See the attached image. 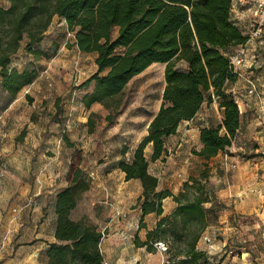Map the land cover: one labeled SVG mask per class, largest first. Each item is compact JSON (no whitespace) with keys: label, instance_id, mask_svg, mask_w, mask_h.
Masks as SVG:
<instances>
[{"label":"trees","instance_id":"16d2710c","mask_svg":"<svg viewBox=\"0 0 264 264\" xmlns=\"http://www.w3.org/2000/svg\"><path fill=\"white\" fill-rule=\"evenodd\" d=\"M0 92L5 105L31 85L37 73L10 66L11 58L25 41L24 51L34 59L44 57L39 48L54 18L63 21L73 35L68 49L93 54L95 73L81 87L91 92L81 99L89 109L99 104L108 111L106 121L120 109V98L129 82L153 64L164 65L161 106L148 124L146 135L128 161L116 168L124 180H137L141 193L135 208L141 213L138 229H146L144 217L154 214L155 227L136 248L155 253L156 243H166L163 264H208L209 257L197 245L215 218L217 206L207 188L209 168L204 164L197 177H189L177 195L158 191V178L148 172L145 149L150 146V162H165L167 140L182 122L192 121L204 103L217 104L221 114L199 129V148L191 154L208 161L230 148L240 129V112L230 86L237 74L229 65L232 50L247 41L230 20L232 0H0ZM54 48H57L55 45ZM120 51V52H118ZM183 62L185 71L176 69ZM3 103V101H2ZM58 100L56 101L57 106ZM1 109V110H2ZM92 130V121H87ZM23 129L15 138L20 142ZM67 147L73 145L67 142ZM127 149L121 150L125 156ZM76 155L65 178L66 187L55 195L54 239L45 253L46 264H102L99 244L103 233L86 221H73L71 213L90 189L91 178L80 168ZM171 198L176 207L162 216V202ZM209 205V208H204Z\"/></svg>","mask_w":264,"mask_h":264},{"label":"rangeland","instance_id":"374dc122","mask_svg":"<svg viewBox=\"0 0 264 264\" xmlns=\"http://www.w3.org/2000/svg\"><path fill=\"white\" fill-rule=\"evenodd\" d=\"M0 5L7 6L4 2H0ZM246 16L237 19L234 15V20L244 27L242 30L248 35L253 32L254 26L251 16ZM71 41L73 35L54 18L39 45L44 57L34 59L28 55L24 51V41L17 54L11 58V67L18 71L26 67L32 68L37 76L34 84L26 87L19 95L24 103L19 101L5 117L6 132L0 136V146L5 149L2 151L5 155L0 156V208H53L55 194L64 185L69 165L76 155L81 158L80 168L88 176L113 172L114 177L105 183L113 186L114 196L118 191L114 185L122 183L116 168L118 161L130 159L136 143L146 135L149 122L161 106L165 66L153 64L129 82L120 98L121 107L112 116L111 121H106L107 115H112L111 111L99 104L86 109L81 99L91 92L92 84L85 88L81 85L96 71L95 55L68 49L66 44ZM55 45L57 48H54ZM252 57L254 63L251 66L257 62L264 64V30L260 37L251 41L245 65L236 70L237 75L245 70L249 71ZM176 69L185 71V63H176ZM25 96L29 99L26 100ZM4 103L0 92V109L4 107ZM207 117H211L214 122L219 121L214 103H204L197 120L187 126L182 124L176 136L169 139L165 162L154 164L150 162L151 149L144 152L150 165V174L160 180L162 188L170 183L174 185L175 179L185 178L187 173L192 177L198 176L203 163H198V159L191 154L193 149L198 148L194 126L195 122ZM88 120L93 123L91 131ZM21 129L27 131V136L16 142L15 138ZM26 140L27 144L24 143ZM67 142L73 147H67ZM11 143L15 145L13 149ZM123 148L127 149L125 156H121ZM229 149L223 152L225 159H213L206 163L211 176L215 174L217 178H222L223 174L230 175L229 168L225 171V165H229V158L233 157V151ZM4 167L10 169V175L4 173H8ZM12 175L17 179L14 180ZM206 185L211 192L221 187L219 183L211 184L209 179ZM134 191L131 187V197ZM98 196L94 195L98 203L91 208H113L111 204L114 200L109 202L110 194L103 199ZM81 199L78 208H85ZM214 201L217 206L215 218L210 217V226L197 246L198 250L204 251L211 259L208 264H222L221 259L230 254L240 255L248 252L252 257L263 255L264 227L260 221L256 217L239 216L235 217L236 222L232 223V207L218 203L215 197ZM125 204V208H135L132 198ZM164 208H168V205L165 204ZM204 208H209V205ZM75 213H78V210ZM164 244L167 247V244ZM156 253L160 254L157 250ZM160 256L163 264L167 257L165 253ZM251 263L255 264L256 261Z\"/></svg>","mask_w":264,"mask_h":264},{"label":"crops","instance_id":"0c3cea01","mask_svg":"<svg viewBox=\"0 0 264 264\" xmlns=\"http://www.w3.org/2000/svg\"><path fill=\"white\" fill-rule=\"evenodd\" d=\"M234 15L237 19L246 15L249 16L239 9L232 11V19H234ZM60 23L64 25L63 21H60ZM12 68L14 67L12 66ZM248 70L238 73L236 81L230 86L231 93L238 101L241 117L240 129L229 149L233 151V157L229 158V165H225V171H228L229 168L231 173L230 175L223 174L222 178H217L215 174L211 176L209 173L211 176L209 180L211 184H214V182L221 184V187L217 190L214 189L212 193L218 203L232 207L233 214L230 216V222H236L235 217L239 218V216L240 218L256 217L261 226L264 227V64L257 62ZM34 81L27 87L32 86ZM21 91L4 109H0V136H3V133L6 132L4 125L7 123L5 122L7 113L12 111L19 101L24 103L22 96H19ZM25 99H29L28 96H25ZM213 103L217 109L216 102ZM217 112L220 120L221 114L218 109ZM30 115L31 113L29 118ZM198 115L199 113L192 121L182 122L174 136H176L182 124L187 126L193 123L197 120ZM211 121L212 118L207 117L195 122L194 128L197 140L199 129L207 126ZM26 136L27 131L24 139ZM24 143L27 144V140ZM11 146L13 149L15 147L14 143H11ZM199 146L198 142V148ZM147 149H150V146L146 147L145 151ZM4 150L0 146V156L5 155V152H2ZM150 155L151 151L149 152ZM194 158L198 159V163L204 165L213 159L217 161L225 159L226 155L220 152L208 161L195 156ZM153 163L157 164L161 161ZM4 170L8 171V173L4 172L6 175L11 174L10 169L7 170V167H4ZM118 172V178L122 183L118 186L114 185L118 189L117 194L114 196H112L113 186L105 183L114 177L113 172H107L101 176H90L89 174L91 178L90 189L83 194L81 199L85 208H78L79 202L70 217L73 221H86L88 224L96 226L103 233L99 244L103 259L102 264H162L160 254L156 252L147 253L144 248H136L134 245L135 236L142 242L145 240L147 231L154 229L157 218L154 214L146 215L143 218L146 229H138L141 219L140 210L138 208H125L127 206L125 202L132 198L134 205L136 204V200L141 193L140 184L137 180L126 182L124 174L119 170ZM148 172L150 174V165L148 166ZM150 175L155 176L154 174ZM11 177L14 180L17 179L15 175ZM189 177L192 176L187 173L185 178L175 179L174 185L170 183L164 188L161 187V182L158 180L157 190H166L173 195H177L182 184ZM65 187L66 182L58 192ZM131 187L135 190L132 197L129 194ZM8 194L9 192H7ZM109 194V202L112 203V200H114V203L111 204L113 208H91L95 203H98L94 195H99L98 197L103 199L107 198ZM162 203V216L170 215L176 207L171 198L165 199ZM165 204L168 205V208H164ZM77 210L78 213H75ZM55 219L54 208H0V264H46L45 253L50 245L56 244L54 239ZM252 261H256L255 264H264V254L252 257L250 253L245 252L240 255L230 254L221 259L222 264H252Z\"/></svg>","mask_w":264,"mask_h":264},{"label":"built area","instance_id":"2783aa9c","mask_svg":"<svg viewBox=\"0 0 264 264\" xmlns=\"http://www.w3.org/2000/svg\"><path fill=\"white\" fill-rule=\"evenodd\" d=\"M239 9L244 11L246 14L251 16L252 26L254 30L251 34L246 35L242 27L232 19V11ZM230 20L232 23L240 30L241 34L247 38V41L244 45L239 46L232 50V53L228 56L229 65L234 73L236 70L245 65L246 53L249 50V45L254 38L260 37L264 30V0H232L231 11H230ZM244 28V27H243ZM254 63V58L250 62V66ZM235 102L238 106V101L235 98ZM157 252L163 254L166 252V246L163 243H156L154 245Z\"/></svg>","mask_w":264,"mask_h":264}]
</instances>
